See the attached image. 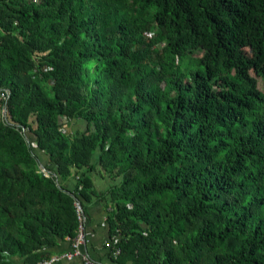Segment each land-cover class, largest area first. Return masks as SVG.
I'll return each instance as SVG.
<instances>
[{
	"label": "trees",
	"instance_id": "16d2710c",
	"mask_svg": "<svg viewBox=\"0 0 264 264\" xmlns=\"http://www.w3.org/2000/svg\"><path fill=\"white\" fill-rule=\"evenodd\" d=\"M0 89V264H264V0H0Z\"/></svg>",
	"mask_w": 264,
	"mask_h": 264
},
{
	"label": "crops",
	"instance_id": "0c3cea01",
	"mask_svg": "<svg viewBox=\"0 0 264 264\" xmlns=\"http://www.w3.org/2000/svg\"><path fill=\"white\" fill-rule=\"evenodd\" d=\"M96 189L100 191L108 190L113 182L109 176H94ZM87 229L93 233V236L83 246V251L90 254L96 260H103L105 254V243L108 240V228L106 226V205L102 201L90 204L86 214ZM69 243L64 244V250L68 251ZM55 264H83L82 259L76 257L72 260H60Z\"/></svg>",
	"mask_w": 264,
	"mask_h": 264
},
{
	"label": "built area",
	"instance_id": "2783aa9c",
	"mask_svg": "<svg viewBox=\"0 0 264 264\" xmlns=\"http://www.w3.org/2000/svg\"><path fill=\"white\" fill-rule=\"evenodd\" d=\"M8 97H9L8 91L0 89V101H6ZM75 205H76L75 208L80 224H79V233L72 242V251L62 255L52 256L50 259L39 262L38 264H55L60 260L63 259L72 260L76 257H81L85 262V264H97L87 255V253L83 251V246L93 236V233L89 230H86L85 228L86 217L82 207H80L81 206L80 203L76 202Z\"/></svg>",
	"mask_w": 264,
	"mask_h": 264
},
{
	"label": "rangeland",
	"instance_id": "374dc122",
	"mask_svg": "<svg viewBox=\"0 0 264 264\" xmlns=\"http://www.w3.org/2000/svg\"><path fill=\"white\" fill-rule=\"evenodd\" d=\"M258 82H259V83H258L259 88L262 89V82H261V80H258Z\"/></svg>",
	"mask_w": 264,
	"mask_h": 264
}]
</instances>
